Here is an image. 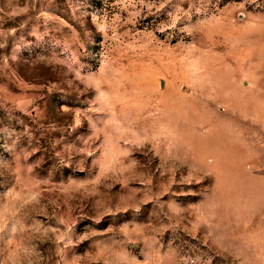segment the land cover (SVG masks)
Wrapping results in <instances>:
<instances>
[{
    "label": "rangeland",
    "instance_id": "1",
    "mask_svg": "<svg viewBox=\"0 0 264 264\" xmlns=\"http://www.w3.org/2000/svg\"><path fill=\"white\" fill-rule=\"evenodd\" d=\"M0 264H264V0H0Z\"/></svg>",
    "mask_w": 264,
    "mask_h": 264
}]
</instances>
